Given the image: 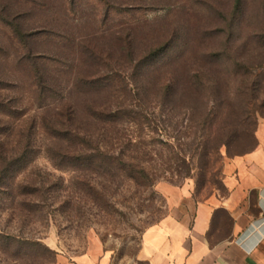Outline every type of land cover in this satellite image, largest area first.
I'll list each match as a JSON object with an SVG mask.
<instances>
[{"label": "rangeland", "instance_id": "obj_1", "mask_svg": "<svg viewBox=\"0 0 264 264\" xmlns=\"http://www.w3.org/2000/svg\"><path fill=\"white\" fill-rule=\"evenodd\" d=\"M36 1L40 10L32 12L12 1L10 12L25 11L26 31L45 29L69 35L73 44H62L59 53L51 47L53 42L48 43L50 46L45 43L51 53H59L49 55L59 58L60 65L57 69L51 64L40 66L41 84L46 88L42 95L45 100L39 102L33 70L12 60L9 42L0 33V48L10 53L8 58L0 56V80L7 83L0 89V99L19 112L15 117L0 115V124L11 127L9 133L0 135V155L10 157L27 139L32 148L30 162L10 181L0 184V264H58L59 255L73 258L92 248L109 252L114 263L132 264L141 232L165 212L160 183L187 186L197 197H204L220 188L225 164L255 145L256 128L264 120V112L252 113L245 131L239 132L238 122L251 107L246 86L254 79L252 75L264 68H250L245 75L231 59L242 58L252 66L258 51L248 46L229 54L231 59L200 66L201 51L221 49L226 25L221 15L229 10L230 0ZM246 2L252 18L248 19V29L242 30L241 40L258 23L255 1ZM104 4L122 10L121 17L127 18L119 21L125 23L107 21L100 28L96 21L101 19ZM193 6L198 8L195 12L187 11ZM69 9L71 13L66 11ZM114 17L112 11L110 18ZM174 27L183 31L186 48L179 59L183 65L177 72L179 91L168 100L155 92L157 80L164 83L165 72L145 73L134 80L132 65L129 67L117 50V43L129 35L134 41L133 52L140 54ZM185 39L182 37L181 42ZM85 41L109 46L106 59L117 63V72L129 83H148L145 91H139L140 98L129 99L130 107L137 111L142 106L144 113L137 118L140 120L123 117L115 123L88 125L89 129L81 130L106 154L102 168L79 162H64L58 168L48 150L54 141L42 129L43 116L54 115L65 101L104 103L108 99L107 91L99 96H81V90L73 88L77 77L97 70V66L83 67L78 61V44ZM36 47L39 53H47L42 52L41 44ZM199 67L203 68L204 85L196 90L187 75ZM163 71L170 73L165 75L167 79L175 77L173 67ZM111 101L114 109L115 104H121ZM77 147L70 146L68 152ZM83 147L76 152L94 151Z\"/></svg>", "mask_w": 264, "mask_h": 264}, {"label": "trees", "instance_id": "obj_2", "mask_svg": "<svg viewBox=\"0 0 264 264\" xmlns=\"http://www.w3.org/2000/svg\"><path fill=\"white\" fill-rule=\"evenodd\" d=\"M18 1L24 7H28L29 11L40 10L41 4L36 0H0V33L7 39L9 46L11 47V58L18 64L22 65L24 69L33 70L35 81H33V86H35L37 99L39 102L45 100L42 97L46 88L41 84V68L40 66H45L51 64L56 69L60 65V59L56 57H51L49 54L57 55L61 53L60 48L62 44L66 46L68 43L73 44V38L69 35H62L49 30L31 31L28 32L23 27V22L25 17L23 14L25 11L19 13L10 12V2ZM255 1L257 5V21L258 23L253 28L252 32L249 31V36L241 40L240 37L243 36L242 30H247L249 27L248 19L252 18L251 10L248 7L246 0H230V8L226 13H222V19L225 21V28L222 31L225 33L223 42L221 43V49L219 51H209L200 53V63L212 65L218 62L230 58L232 52H236L239 49L245 47H252L258 51L257 59L252 66L248 65V61L242 58L235 57L231 59L233 66L236 69L244 71V74H249L250 68H264V0H252ZM17 3V2H16ZM195 7V6H193ZM188 8L193 12L195 8ZM199 7V6H198ZM201 8V7H200ZM100 14L101 19L96 21V24L101 28L107 21H117L119 24L125 23L119 20H126L127 17L123 16V11L118 8L107 7L104 4ZM71 13L72 10H66ZM114 11L115 17L110 18L111 12ZM125 13L128 14V11ZM119 18V19H117ZM129 24H134V22H127ZM128 25V24H127ZM203 33H206L203 32ZM127 38L119 39L117 43V50L121 52L124 59L127 60L129 67L134 75V80L139 77H143L144 74L154 75L161 74L165 72L166 77L170 76V73L163 70H169L173 67L176 73L174 78L167 79L164 76V83L157 80L155 84V92L160 94L161 97L170 100L174 95H177L179 91L177 72H179V67L183 65L179 62L180 57L184 54L186 48V39L183 31L181 32L178 27H174L169 31V34L164 36L160 42L149 46L147 49L142 51L140 54L133 52L134 41L129 35ZM182 37L185 40L182 41ZM52 48L55 50L51 53L45 46V43H51ZM41 44L42 52L39 53L34 48ZM49 45V44H48ZM50 46V45H49ZM109 46L99 47L95 44H90L88 42H80L78 44L77 54L78 61L82 62L83 67H94L97 66V70L88 75H81L77 77L73 88L80 89V95H100L104 93L106 96V101L104 103H96L95 101L84 100L81 104H75L72 101H65L60 105L58 110H55L54 115L43 116L42 119V129L47 133L54 141V146L50 145L48 150L50 156L53 160V164L62 168V164L79 162L86 166H95L97 168H102L103 164L106 162V154L101 151L98 143L94 144L92 140L86 137V134H82L81 130H87L88 125L101 126L111 123H115L119 119L125 117L127 119L136 120L140 117L143 112V107L141 106L137 111L130 107L129 99L132 97H139V91H145L147 89L146 85L148 83H140L138 86L129 83V81L122 76L120 72H117V63L109 62L106 56L109 54ZM10 53L3 52L0 48V56L7 57ZM223 55V56H222ZM206 61V63H204ZM208 61H212L209 64ZM214 62V63H213ZM248 62V63H247ZM117 66V67H116ZM214 66V65H212ZM217 67V65L215 66ZM145 74V76H146ZM188 76V82L196 86V90L202 88L204 85V72L203 68L199 67L193 70ZM254 76L249 84L246 86L247 91L251 95L252 101L250 102L251 107L246 109V115L238 122L239 132L245 131L247 127L248 119L252 113H262L264 112V70L259 72ZM148 78V77H147ZM161 79V78H159ZM250 79V77H249ZM167 80V81H166ZM174 80V81H173ZM183 82L186 83L185 80ZM7 83L0 80V89L6 88ZM152 89V88H151ZM138 92V93H135ZM86 99V98H85ZM93 100V99H92ZM111 100L120 101L121 104H115L116 108H113ZM111 101V103L109 102ZM18 110L15 109L10 103L6 102L3 98L0 99V115H6L9 117H15L18 114ZM140 120V119H137ZM140 122V121H139ZM219 124V123H218ZM83 127H85L83 129ZM221 127V126H219ZM222 126L220 129H224ZM10 125L7 123L0 124V135L10 132ZM256 140V138H255ZM79 143H82L78 146ZM256 144V141H255ZM64 145V146H63ZM70 146L77 147L72 152H68ZM94 148L89 154L78 153L81 148ZM255 146V145H254ZM252 146V148L254 147ZM250 148L249 150H251ZM30 143L28 139L15 153L10 157L6 154L0 155L1 165H0V184L10 181L17 172H20L28 162L32 159L30 156ZM76 150H78L76 152ZM248 150V151H249ZM246 151V152H248ZM68 154H67V153ZM66 153V154H65ZM78 153V154H75ZM242 152L240 154H243ZM236 154V155H240ZM221 186V184H220Z\"/></svg>", "mask_w": 264, "mask_h": 264}, {"label": "crops", "instance_id": "obj_3", "mask_svg": "<svg viewBox=\"0 0 264 264\" xmlns=\"http://www.w3.org/2000/svg\"><path fill=\"white\" fill-rule=\"evenodd\" d=\"M255 146L226 164L221 186L204 197L160 183L165 212L140 235L132 264H264V120ZM58 264L114 263L92 248Z\"/></svg>", "mask_w": 264, "mask_h": 264}]
</instances>
